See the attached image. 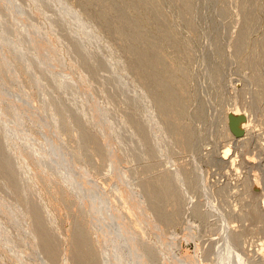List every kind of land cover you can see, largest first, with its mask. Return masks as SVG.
<instances>
[{
	"label": "bare ground",
	"instance_id": "bare-ground-1",
	"mask_svg": "<svg viewBox=\"0 0 264 264\" xmlns=\"http://www.w3.org/2000/svg\"><path fill=\"white\" fill-rule=\"evenodd\" d=\"M33 1L35 4L34 7L38 11H40L39 13H42V15H52V17L48 16V18H51L48 19L50 25L48 26V29H51L54 32L51 33H53L57 37V39L52 38V36L48 32L47 25H45L43 21H40V19H38V14L34 15V12H30L32 10V5L31 8H29V5H26L24 8L22 5H24L25 3H23L22 0H0V177H2L10 186L9 187L5 181L0 180V190H2L5 195L8 194L15 197L16 201L11 204H14L12 206L16 208L15 211H17V217H19V220L17 221H20L19 223L22 224L21 229H23L24 232L28 234V236L33 240L32 243H34L38 247V251L41 253L40 256L43 255L42 258L44 259V264H59L60 261L63 260L61 258H64L61 256L64 252V244L67 242H69V244H66L68 246V248H66V251L67 249L69 250L70 254L68 256H71L68 259L71 258V261H69L70 263L72 262V264H117L118 262L116 258V261L110 258L112 248L113 250L118 252L120 256L125 251L131 252V254H135L134 256L136 258L133 256L134 259L129 261H126L125 257L121 256L122 258L119 259L120 264H155L158 261V255V258L156 257L157 259L144 258V260H140V256H137H149L156 255L158 253H160L161 255L165 249L163 250V247L159 242H154L150 239H146L151 236L150 234L153 232V230H150V232L152 231L151 233H148V231H144L146 237L144 236L143 232L141 235V232L138 230L139 223L145 220V216H148V218L150 219H147L148 221H154L153 223L150 222V226H152V223L158 227L156 235L157 238H160L161 236H159V232L160 234H162V232H167L170 227H175L176 224L180 222V220H182V213L185 209L183 207L184 204L189 199L191 201V199L193 198L192 195L194 194V192H196L195 190L200 188L201 185L204 186L203 182L206 179L201 182L200 185V178L198 179V177H200L201 175L199 176L198 174V177H195L197 175L196 172V174H194L195 176H193L194 171L192 173V169L189 170L186 169L187 167L184 168L182 166L176 168L175 170H165L164 172L160 169V172L162 173H155L157 175H154L153 173V176H149V174L154 172L153 169H156L157 171L159 164H154L156 168H154L155 166H153V164L151 166H145L144 168L140 167L142 169L139 168L140 170L138 169V171L136 169L134 171L133 169V172L131 171L130 174L139 175L140 177V180L138 179L139 183L136 185V189H138L139 191L141 200H138L142 202V205L138 203L135 206L137 208H140L139 212L141 216H143L138 217L139 214H137L136 210L133 209L135 208V206L133 208L130 207L133 206L130 203L136 201L134 200V198L133 201L130 200L131 202H126V199L123 201V195L126 193L125 191L124 194L119 195L121 197H117L118 200L121 198V201L124 202L122 203L125 206H122V209H117L110 206L111 204L107 200L108 196L106 197L102 189H98L96 186H94L97 184L94 181H89L90 179L88 178L89 176L87 177V175H90L88 171L91 168L95 169V167L99 168V166L103 165H98L99 161L98 163L94 162L97 159L95 158V156L98 157L101 162L103 161L105 163L106 160L109 161V163L107 161L108 164L106 163V165H103V167L101 168L102 171L107 165L108 167H111L110 163H113L115 157L111 158L113 160H111L110 162L112 150L109 144L107 145L108 137L104 138V135H102V133L100 132L101 130L100 128H98V126L101 127V124L98 125L96 123L95 125H93L94 123H90V109L83 107L84 109L88 110L84 112L82 111V106L87 104V102L91 100L93 102V99L95 100V98H100V101H97L99 102L97 105L99 106L100 104L99 108L97 107V110H100V112L102 111L108 124L114 125L115 130L119 134L118 138L120 137L117 140H121L120 142L125 144L127 152L124 156H126V159L129 158L130 162H132L131 159L136 160L137 158H139V156L142 157V155L148 159H156L163 152H166L170 155L177 152H187L188 154V152L192 151L191 149L195 148V146L197 145L196 143H199L197 142L198 137L196 136V132L193 127L194 125L192 126V124L194 122L202 123L206 120V113H204L203 106L205 104H201V107H199V109L197 107H195L197 109H194V107H192L193 103L195 102V97L198 98V96L195 95L196 93H194L193 91L195 90L198 93L197 89L195 88L196 86H192L195 89H190V85L193 84L191 79L194 76H192L191 74L193 73L192 71L194 70V67L192 65V54L187 47L186 35L188 38L190 36H193L194 33H197L196 29L198 20L196 21L192 16L193 9H195V2L194 0H167V2L169 3L167 4L165 3V0H54L56 2L55 3L53 1L55 5L57 4V6L54 7L52 4V0ZM8 2L16 4V6L19 7V10L21 8L22 10L20 12L23 11L26 15V18H23L21 20L20 17L19 19H17L16 16H18L19 14L14 16L13 18L10 14L11 11L8 10V8H11L8 7ZM71 2H74L78 5L77 6L73 3L74 5H76V8L80 9L79 11L76 9L79 13L75 12V10V13L71 12L73 11V9H69V6L72 5ZM238 4L239 13H241V19L239 21L240 25L238 24L239 27H237V34L235 33L234 36H230L231 34L226 30L228 33L226 35L230 34L228 37L230 39L229 45L231 46L230 48H232V55L234 56L236 62L234 61V58L233 61L237 63L242 70L249 71V75L247 77V84H244L246 87L241 89L243 91L240 90V92H237L236 95H241L242 93H244L245 96V92L248 93V91L250 92L252 89L253 92L251 91V93H253V95L251 94L252 97L250 100H252V103L256 105L254 107V111H256L259 107H261L259 104L263 102L262 100H264V34H262L264 31L261 33L263 36L260 35V40H258L257 42H255V40V43L252 41L254 44L250 41V34H252L251 32H253V30L255 29V31H258V27H260V25H264V23H262L264 20H260V14L262 16L264 15V0L263 2H261V0H239ZM224 5L221 11L226 12V10L228 9L226 8V10H224ZM18 7H16V10ZM28 8L31 10L29 11ZM17 12L20 13L19 11ZM76 23L83 24V26L81 27L83 29L86 28L87 33H84L87 34V37L84 36L85 34H82V39H79V33L77 36V30L74 31ZM72 25H74V27ZM77 26L79 25L77 24ZM76 27L75 29H79L80 26L78 28ZM91 27L93 28L92 31L96 29L94 31L97 32L96 35L100 34V37H102V39L100 37L99 38L101 40H104L103 42H105V48H103L104 51L102 52L103 54L100 52L102 51V47H104V45H102V42V44H100L99 41H95L99 39H95V37H92L95 34H92L91 36L90 33H94L92 31H89ZM83 31L85 30H82V32ZM222 35L223 34L220 33L217 38H214V44L217 47H213L217 48V53H212L211 55L214 54V56L212 57L218 55L222 58V54H224L225 49L220 48L222 47L220 46V44L222 43L219 44ZM83 37H85L84 40ZM54 40L57 41L59 47H63V51L61 50V48H58L55 45ZM34 41H36L35 43H37L38 41V44H35V48L33 43ZM98 49L100 52L98 51ZM172 55H177L176 57L179 56V58H177L179 62L178 60H175L176 58L174 59V56L173 59L176 62L174 63V61H171ZM46 58H48V60H50L51 62L47 61ZM67 59L70 66L69 71L65 69V66H67V64L65 65V63H67ZM216 59L220 58L217 57ZM177 62L178 64H176ZM184 64H186V68H189L188 66H191V68H189V71L190 69L192 71H187L188 73L182 72L183 68L181 67ZM216 66L217 65L215 64V67ZM186 68L184 67V70ZM215 69L213 70L215 71ZM208 73L209 72H207V74ZM215 73L217 74V72ZM212 75L216 76L215 74ZM219 75L216 76L218 80H216L215 87L220 91L222 85L220 83L221 76L219 78ZM27 77L29 78L30 84L28 83ZM207 78H209L210 80V76ZM78 81L85 85L88 90H86L85 88L84 91H79L80 93H74V89L78 86H76L74 83L78 84ZM249 84L256 88L253 89L252 87L249 88V90ZM27 89H31L30 92H32V90L36 92L37 96H35L39 100L38 109H35L33 107L34 105H31L33 96H31L29 90ZM78 89L80 90V88ZM85 90L88 91V93H86ZM219 95L218 97L220 98ZM247 95L250 96V93ZM101 99L103 100V102ZM236 99L240 101V99ZM100 102L105 104L104 108H102L103 106H101ZM242 103L243 102H241V104ZM232 105L233 104H230L231 107H234V105ZM231 107L230 110L224 109L223 111V134H225V136L229 135L230 138L237 141L235 143L247 145V136L249 133H245V131L248 130V126L243 123V113L249 111H246L245 109L240 110L242 108L241 106L240 109L238 107V109H234L236 107ZM24 116L29 119L28 121L30 122V124H35V126L38 125L45 131V138H43V142H40V140H43L42 137L38 142L34 141V139L29 136L31 135L27 132V129L29 127H27V125L23 123L25 121H23ZM232 118L237 119V128L242 133L241 136H236L234 134L235 130L233 129V126H231L230 122ZM112 126L110 125V127ZM77 132L80 136L79 137L77 135L78 138L75 137ZM104 133L105 131L103 132V134ZM117 133L115 136H117ZM10 135H14L13 139L15 140L16 138V140L18 139L17 141L22 143L23 147L26 149V152H24V156L28 157L29 159L37 158L39 160V164L41 165L42 163V165L44 166L42 168V171H44L45 169V173L43 172L44 175L41 173L42 176H44H41V178H43L42 180H44L43 182L45 184H47L46 182L55 183L53 177L59 175V178L61 177L66 182L74 184H71V188L74 192H79L78 194H81V197L83 195V204L80 212L81 217L84 216L87 220V223L84 222L85 220H79L78 218V222L75 225L76 227L74 226L75 230L70 240L68 237L69 241L67 240V242H65L63 239H61V235L58 234L59 231L56 230L55 226L53 225L54 222L52 223V220L48 215L49 213H47L46 211V206H44L42 201L35 199L36 197L34 196H36L35 192L37 193V187L34 188L32 185L33 183L28 184L29 181H25L26 177L24 176V174H22L23 171L21 172L17 162L18 156L16 154V151H14L15 149L12 148L13 142L9 140L11 137ZM74 137L76 138V140ZM66 138L68 139V141ZM16 140L15 142H17ZM10 142L12 143L10 144ZM120 142L119 145L121 144ZM22 145H19L20 148L22 147ZM45 147H49V150L47 151ZM21 150L19 151L21 152ZM68 150L72 151L68 153ZM65 153H68L70 155L68 160H66L64 157ZM123 154H125V151L123 152ZM24 156L22 155L20 157L22 158ZM145 157L142 158L144 159ZM25 159H23V161ZM140 159L141 158L137 159L138 161H136L138 162V164L140 162ZM26 161L27 160H25L24 162ZM116 162L117 161H115L114 163ZM23 164L24 163L22 162V164L20 165ZM75 164L78 165V167L80 166L84 169H78ZM84 165L85 167H83ZM34 172L36 173V171ZM87 172L88 174H86ZM125 176L128 179V176ZM132 176L134 177V175ZM249 176L250 175H248V177L246 176L247 178L244 177L246 178V180L241 182V187L244 186V188L242 187V189L246 191L244 193V199H246L247 194L249 195L248 197H250L248 200L251 199V202L248 203L249 205H245L249 209L244 208L243 206V208L246 209V212H244V210L240 209V207L238 206V209H240V211L237 212H244L240 213V219H246L248 220V222H252V225L253 223L255 225H261V223L264 224V200L262 199L264 197V190H261L259 192L261 182L259 183V180H256L254 181V183L251 179V176ZM120 178L122 177L120 176L119 179ZM249 178L251 180H249ZM50 185H52V183ZM235 187L236 186H234L233 188ZM204 188L207 187L204 186ZM222 189L221 191L224 192V189ZM227 190H229V193L227 192ZM230 190L232 189L226 188L225 192H227L226 195H228L224 199H228L229 195H232V193H230ZM132 191L130 189V192ZM130 192L128 193V195H130ZM215 193L216 192H214V194ZM124 197H126V195H124ZM241 197H244L243 194ZM61 199L63 198L61 197ZM227 201L226 203L228 204ZM243 201H247V199ZM117 203H114V205ZM194 204L195 202L193 203V205ZM238 204L239 203H237V205ZM193 207L194 213L200 218V220H205L206 217L204 216V214H201L200 208L197 207V205ZM226 208L228 207L226 206ZM247 210L249 211L247 212ZM97 211L101 214L99 213V215ZM231 211L232 208L230 209V212ZM9 212L11 213V210ZM12 215L15 217L16 214ZM130 215L136 217L137 221H133L132 219L134 218H132ZM229 215L234 216L231 212V214H228L226 217H229ZM226 217L225 219H227ZM234 217L233 220L238 218V216H236L235 219ZM11 218L12 217H10V219ZM15 218L14 220H16ZM130 218L132 219L130 220ZM228 220L229 218L226 220L227 223H231L232 218L231 220ZM242 220L239 221V219H236V223L239 224ZM244 222L245 221H243V223ZM233 223H235V221H232V224ZM240 224L239 225L242 226V223ZM3 225L5 224H1V226ZM230 227L231 225L229 226V228ZM98 228H103V230H105V235L103 234L102 236L103 232L101 231V235L98 236L100 240L98 241V244L100 242L103 244V246L106 245L107 247H100L103 250L97 249L99 247H97L98 245L96 243V240L98 238L97 234H99L98 232L100 231ZM239 228L237 229L239 230ZM257 228L255 227V229ZM260 228L259 230L262 229ZM95 229L98 232H95ZM0 230H3L2 227L0 228ZM155 230L156 229H154V231ZM228 230L230 229L227 228L226 231ZM247 231L248 230L244 232L248 234ZM261 231H263V229ZM229 232L232 235V231L230 230ZM241 232H239V234ZM230 233L226 234L229 235ZM167 234L165 233V235ZM234 234L236 235V233ZM243 234H240L238 236H242ZM165 235L163 234V236ZM235 235H233L232 237L230 236V240L226 239L225 236L227 242L225 240L224 244L221 246L225 247L224 249L227 248L228 251L233 250L235 254L236 252H238L239 254L241 247L240 245L236 246L235 244L240 243V241L242 242V240L239 241V237ZM246 235L240 237V239L246 238ZM8 237L9 236L6 237L8 242L10 244L12 243L13 246L15 245V248L17 244L13 239H10L12 237ZM162 238L163 237H161V239ZM161 239H159V241ZM169 243L170 242H167L165 244L166 247L172 246V242L170 245ZM20 246L22 249L21 244ZM20 246L18 244L17 247H19V249L16 250L21 251ZM261 246L264 247V245L262 244ZM215 247L216 245L214 246V248ZM16 250L15 253H17ZM220 250L218 251V253L220 252ZM228 251L227 253H229ZM262 252H264V250ZM67 254L68 252L65 255L63 253L64 256H66ZM241 254L243 255L244 253L241 252L239 256H237L236 263H242L245 260L244 255L243 257H241ZM116 255L118 256L117 253ZM229 255L231 256V254ZM113 256H115L114 253L111 257ZM261 256H259L258 258H260ZM246 257L248 258V256ZM117 258H119V256ZM256 258L254 257V259ZM164 260L165 263L166 261L167 263H169L168 260ZM254 261L252 263H254ZM258 261H260L261 264V260L258 259ZM159 262H161L160 259ZM64 263L67 264L66 261H64ZM170 263L186 264L185 261L181 263V261L178 262V260H171Z\"/></svg>",
	"mask_w": 264,
	"mask_h": 264
},
{
	"label": "rangeland",
	"instance_id": "rangeland-1",
	"mask_svg": "<svg viewBox=\"0 0 264 264\" xmlns=\"http://www.w3.org/2000/svg\"><path fill=\"white\" fill-rule=\"evenodd\" d=\"M12 1H14V0H12ZM53 1L54 0H52V4H53L54 7H56L57 4L55 5L56 2L54 1L55 2L54 3ZM22 2L25 3L24 5H22L24 8H25L26 5L27 6L29 5V8H31V5H32V10L28 8L29 11L31 10L30 12H34L35 13V14L33 13L34 15H37V14L39 15L40 14L39 16L37 15V17H39L38 19H40V21H43L45 23V25H47V29H48V26H50L48 19H51V18H48V16L49 17L50 16L52 17V15L51 14H45V15L43 14L42 15V13H39L40 11H38L34 7L35 4H34V1L33 0H27V1L26 0H22ZM194 2H195V7H194L195 9H193L192 16L194 17V19L196 21L197 20L199 21V22L197 21V29H196V32L197 33H194L193 36H190L188 38H187V35H186V42H187V47L189 48V50H190V52L192 54V56H191L192 57V65L194 67V70L193 71L190 69V71L193 72V73L191 72L192 74L191 73L190 74L192 76H194L191 79V75H190V79H191V81L193 83V84L190 83V84H192V85H190V89L193 90V89L196 88L199 94L195 90H193V91H194V93H196L195 95H197L198 98H200V99H198V98L195 97V99H194L195 102L193 103L192 107H194V109H197V108L199 109V107H201V104H205L203 106H204V113H206V116H205L206 117V120L204 122H202V123H198V122L196 123L194 121H190V122H194L193 124L192 123L191 124H192V126L194 125L193 127H194V130L196 132V136L198 137L197 138L198 139L197 142H199V143H196L197 145L195 146V148L191 149L192 151L188 152V154H187V152L186 153L185 152L184 153L183 152L182 153L181 152H177L175 154H170L169 155L166 152H163L156 159H148V158H146L145 156L142 155V157H145V158L143 159L141 156H139V158H141L140 159V162L141 163L139 162V164H138V162H136V161H138L137 159H139V158H137L136 160L135 159L134 160L131 159L132 162H130V159L127 158V159H129V160H127L126 159V156H124V155H126V152H127L126 151L125 144L124 143H121L120 142L121 140H119V141L117 140L120 137L118 138V135L119 134L115 130L114 125L113 124H108L106 118L104 117L105 115L102 113V111L100 112V110H97L99 108V106H100V104H99V106L97 105L99 103L97 101L100 98L99 99L98 98L97 99L95 98V100H94L93 97H92L93 102L91 100V101L87 102V104L83 105L82 106V111H84V112L85 111H88V110L84 109L85 107L86 108H89L90 109L89 112H91L90 113L91 115H89V117L91 116L89 118L90 119V123L91 122L94 123L93 125H95L96 123L98 125L101 124V127L98 126V128H100L101 131L100 130H98V131H100L102 133V135H104V138L105 137L106 138L108 137L107 138V145L109 144V146L111 147V150H112L111 151L112 153H111V156H110V162H111V160H113L111 158H114V157L115 158L113 160V163H110L111 164V167L110 166L108 167V165L106 166L108 169L109 168L110 169L108 170L106 167H104V170L105 171L104 170L102 171L101 168L103 167L104 164L106 165V163H107L108 160H106L105 163L102 161L103 162L102 163L101 160H99V158L95 156V158H97V159L94 162L98 163V161H99L98 165H102V164L103 165L102 166H99V168L95 167L96 170L94 168H91L88 171L90 173V175L88 174V172L86 174H88L87 177L89 176L88 177L90 179L89 181H91V182L94 181L97 184V185H94V186H96L98 189L99 188L102 189L103 192L105 193L106 197L108 196L107 200L111 204L110 206H112L114 208H117V209H120V208L122 209V206H125V205H123V203H124L123 201L125 199L127 200L126 202H129L130 200L133 201V198H134V200L137 201V202L136 201L135 202L134 201L133 202L130 201L131 202L130 204L133 205V206H130L129 205L131 208H133L138 203L142 205V202L139 201V200H141V197L139 196V191H138V189H136V185L139 183L138 181L140 180V177H139V175L132 174V175H134V177H133L130 174L131 171L133 172V169H134V171H135V169L138 171V169L140 167H143L144 168L145 166H151L152 164H153V166H155L156 164H159L158 165V170L156 171V169L155 170L153 169L154 172H152L151 174H149V176H153V173H154V175H157L158 173H162V172H160V169H161V171L163 170V172H164L165 170H172V169L175 170L176 168H179L180 166H182L184 168L187 167L186 169H189V170L192 169L191 170L192 173L194 171L193 176H195L194 174L197 173V175L195 177H198V174H199V176L201 175L200 177H198V179L200 178L199 179L200 180V185H201V182H203L206 179L203 183H204V186L207 187V188H204V186L201 185L200 188H198L197 190H195L196 192H194V194L192 195V197L194 199L191 197L192 198L191 201H193V202H191L190 199H189L187 201L188 203L187 202L185 203L186 206L184 204L183 207L185 209L183 210V213H182L183 216L181 215L182 216L181 217L182 220H180V222H178L175 227H170L167 232H164V233L162 232V234H160V232H159V236L163 237L162 239H161V237L160 238H157L156 233H157L158 227L155 226V224H152L154 222L153 220L148 221V220H150L148 218V216H145L144 217L145 220L148 219L147 221L144 220L143 222L139 223V229L138 230L141 232V235H142V232H143L144 233V236L146 237L145 232L148 231V233H149L150 230H153V232L151 231L152 233L150 232L151 233L150 234L151 236L149 238H146V239H150L151 241H154V242L155 241L159 242L161 244V246L163 247V250L165 249L163 251L164 253L162 252L161 255H160V253H158L156 255H149V256L148 255H144L145 257L143 255H138L137 257L140 256L139 257L140 260H144V258H149V259L156 258L157 255H158L159 258L158 257H157L158 259L156 258L158 261L155 264H159V263L162 264L163 262L165 263V260L164 259L168 260V262H169V263H167V261H166L165 264H171L170 263L171 260L172 261L178 260V262L181 261V263L185 261L186 264H191V263L192 264H248V262H249V264H256V262H257V264H260V261H258V259L261 260V264H264V260H263V258H264L263 257L264 256V252H262L264 250V247L261 246V244L264 245V238H263L264 237V233H263V231H264V224L261 223L262 226L259 225V224H257L258 225L257 226V225H255L253 223V225H254L253 226L252 225V222H250V221L248 222V220H246V219L244 220L243 218L240 219V217H241V214L240 213H242L243 211H241L240 213H238L240 211V209H242V210H244V212H246V209H244V208H247V209H249V208L247 206H245V205L246 204L249 205L248 203L251 202L250 201L251 199L248 200L250 198V197H248L249 196L248 194L246 196V199H247L248 202L247 201H243V200H246V199H244L245 198L244 193L246 191L244 189H242V187L244 188V186L241 187V185H242L241 182L244 181V180H246V178L248 177V175L251 176V179L253 180V182L256 181V180H259L258 181L259 183L261 182L260 183L261 184L260 185L261 187L259 188V192L261 190L262 191L264 190V112H263L264 111V100H262L263 102H261L259 104L261 107H259L256 111H254V107L256 105H254L252 103L253 101L250 100L251 97H252V95H253V93H251L252 89H251L250 92L248 91V93L245 92L246 93L245 96H244V93H242L243 96H242V94L240 95L239 93L238 94L240 96L239 95H236L237 92H240L241 89H243L244 87H246L244 84H247V82H248V78L247 77L249 75V71L242 70L239 67V65L237 63H235L236 62L235 61V58L232 55L233 54L232 53V48H230L231 46L229 45L230 44V39L228 38L230 34H231L230 36H234L235 33L237 34V32H236L238 30L237 27H239V25H240L239 21L241 19L240 18L241 17L240 16L241 13H239V4H238L239 0H194ZM261 2H263V0H261ZM73 3L74 2H71L72 5L70 4L73 7L69 6L70 7L69 9H73V11H71V10L70 11L72 13L78 12L80 9L79 8H76V5H77L76 3H74L76 5H74ZM165 3L169 4L167 2V0H165ZM224 3H225V5H224ZM7 5H8V7H11L12 8V9L11 8H8V10L11 11L10 14L12 15L13 18H14V16H16L18 14L19 15L16 16L17 19H19L20 17H21L20 18L21 20L23 18L24 19L26 18V15L24 14V12L23 11L20 12L22 9L20 8V10H19V7L16 6V4H13V3H9L8 2ZM223 5H224V8H225L224 10H226V8L228 9V10H226V12L221 11V9L223 8ZM13 6H15V7H13ZM16 7H18L17 10H16ZM26 9H27V7H26ZM74 10H75V12H74ZM17 11H19L20 13H18ZM12 13H15V14H12ZM40 16H41V18H40ZM260 16L263 17L264 15L262 16L260 14ZM261 17H260V20L261 19L264 20V17L263 18H261ZM262 21H260V22H262ZM262 23H264V21ZM77 24L80 27L77 26ZM72 26L74 27V25H72ZM81 26H83L82 23H76L75 24V27L76 28L79 27V29H81L82 28ZM75 27H74V31L77 30L76 31L77 36H78V33H79V37H80L79 39H82L81 38L82 34H85L84 36L87 37V34H86L87 33V30H86V28L85 29L82 28L81 30H79V29H75ZM231 27H232V29H231ZM49 28H51V27H49ZM258 28H259L258 31H255L256 30L255 29V30H253V32H251L252 34L254 33L255 35L253 34V36H252V34H250L251 35V37H250L251 38L250 39L251 43H253L255 40H256L255 42H257L258 40H260L261 39L260 35L264 34V32H263L264 31V29H263L264 28V25H260V27H258ZM92 29L93 28L91 27V29H89V31L91 32ZM49 30H51V29H48V32L52 36V38L57 39V37L53 34L54 32L52 30L51 31H49ZM78 30H79V32H78ZM82 30H85V31L82 32ZM226 30L228 31V33H230L229 35H226V34H228ZM94 31H92V32H94ZM51 32H53V33H51ZM84 32H86V33H84ZM218 32H220V33L223 34L221 36L220 42H219V44L222 43V44H220V46H222L220 48L225 49L224 50V54H222V58L220 56H218V55L217 56L215 55V57H212V56H214V54L211 55L212 53L216 52V50H217V48H215L217 46L214 44V41H215L214 38H217L218 37V35L220 34ZM96 33L97 32L90 33V34H91V36H92V34L93 35L95 34L92 37H95V39H98L100 37V34L99 35L97 34L98 35V37H97ZM224 35L227 36V37H225ZM100 38L102 39V37H100ZM84 39H85V37H83V40ZM99 39L98 40H95V41H99L100 44L103 43L102 45H104V43H105V42H103L104 40H101V39L99 40ZM35 42L36 41L33 42L34 43V48H35V44H38V41H37V43H35ZM54 42H55V45L58 48H61V50L63 49V47H59L57 41L54 40ZM213 46H215V47H213ZM103 48H105V45H104V47H102V51L101 52L99 51V49H98V51L100 53H102L104 51ZM100 50H101V48H100ZM62 51H60V52H62ZM173 56H174V59L176 58L175 60H178L177 58H179V56L176 57L177 55L176 56L175 55H172L171 61H174V63H175L176 61L173 59ZM217 57L220 58L221 60L220 59H216ZM233 58H234V61L235 62L233 61ZM49 59H51V58H49ZM211 59H212V61H211ZM46 60L47 61H50V60H48V58H46ZM216 60H218V61H216ZM66 62L67 63H65V65L67 64V66H65V69H67L69 71L70 70V66L68 64L69 63L68 62V59H67ZM178 62H179V60H178ZM178 62L176 64H178ZM215 64L218 67L217 66L215 67ZM235 64H237V65H235ZM183 66L186 68V64L182 65V67H181V68H183V71L182 72H186V73L190 72L189 71V68H191V66H188L187 65L189 68H186L185 69L186 71L184 70V67ZM237 66H238V68H237ZM215 68H217V69H215ZM213 69H215V71ZM244 69H246V68H244ZM207 72H209L210 74L209 73L207 74ZM215 72H217V74ZM218 72H219L220 75L218 74ZM211 73L212 74H215L216 76L219 75V78L221 76L220 83H221L222 86L220 88V91L217 90L216 87H215L216 80H218V78H216V76L212 75ZM209 76H210V80H209V78H207ZM263 76H264V71H263ZM27 80H28V83H29V78L28 77H27ZM77 83L78 84L74 83L76 86L78 85L77 88L74 89V91H75L74 93H76V94L79 91H84V89L86 88V86L83 85L82 83H80L79 81ZM81 85H82V87H81ZM192 86H194V87L196 86V87L194 88ZM212 86H214V87H212ZM248 86H249L248 89L253 87L250 84ZM78 88H80V90ZM255 88L256 87H253V89H255ZM76 89H78V90H76ZM27 90H29V92L31 91V89H27ZM86 90H88V88H86ZM241 91H243V90H241ZM215 92L217 94L218 93L219 94L220 93L223 94V95H221V94L219 95L218 94L220 96V98H223V99H220ZM86 93H88V91H86ZM249 93H250V96L247 95ZM30 94H31V96H33V99L31 101V105L32 106L34 105L33 107L35 109H38V107H39V100L36 97L37 96L36 92L32 90V92H30ZM236 98L240 99V101L237 100ZM245 100L246 101L248 100L247 101L248 103ZM102 102H103V100H102ZM102 102H100V103H101V106H103L102 108H104V105L105 104H103ZM241 102H243V103L241 104ZM230 104H233L234 107H236V108L231 107ZM243 104H246V105H243ZM35 105H36V107H35ZM195 107H197V108H195ZM230 107L231 108H234V109H238V108L240 109L241 108L240 110H242V109L244 110L245 109L246 111H249V112H244L243 113L244 114V117H243L244 122L243 123L248 126V128H247L248 130H246L245 133L246 134L249 133L248 136H247V138H248L247 145H243V144L241 145L240 143H235L237 141H235L232 138H230L229 135L225 136V134H223V129H222L223 128V123H222L223 122V111H224V109L230 110ZM205 110H206V112H205ZM102 119H103V121H102ZM104 119H105V121H104ZM28 120L29 119L24 116V118H23V121L24 122L23 123H25V125H27V127H29L27 129L28 130L27 132L29 134H31L29 136H31V138L34 139V141H38V142L41 139V137H42V139L45 138V131L40 126H38V125L35 126V124H33V125L30 124V122ZM195 123H196V125H195ZM110 125L111 126L113 125V126L110 127ZM113 129L116 132H114ZM108 130H110V131H108ZM102 131L103 132L105 131V133L107 135L105 133L103 134ZM116 133H117V136H115ZM245 133H244V135H245ZM77 135L79 136L78 132L75 135V137L78 138ZM123 135H122V137H123ZM10 136L11 137H10L9 140L13 142V143L10 142V144L12 143V148L15 149L14 151H16V154L18 156L17 157V162H18V165L20 167L21 172L23 171L22 174H24V176L26 177L25 181H27V182L29 181L28 184H32L33 183L32 184L33 187L34 188L37 187L39 189L38 190L36 188V191H37V193L35 192V195L36 196H34V195L33 196L36 197L35 198L36 200L38 199L39 201H42V203L44 204V206H46L45 207L46 208V211H47V213H49L48 215L50 216V218L52 220V223L54 222L53 225L55 226L56 230L59 231L58 234L61 235L60 236V237H62L61 239H63L65 242H67L68 237H69V240H70V238L73 235V232L75 230L74 226L78 222V218H79V220L80 219L83 220V221L85 220L84 222L87 223L86 218L84 216L81 217V212H80V209L82 208V204H83V195L81 197V194L80 195L78 194L79 192H77V193H76V191L74 192L73 189L71 188V186L74 185V184H72L70 182H66L61 177L59 178L58 177L59 175L53 177L54 180H55V183L54 182H51L52 185H50L51 184L50 182H46L47 184H45L43 182L44 180H42L43 178H41L42 174L44 175V173H45V169H44V171H42L43 170L42 168L44 167L42 165V163L40 165L39 164V160L37 158H34V159L33 158L32 159L30 158L29 159L28 157L24 156L25 155L24 152H26V149L23 147L22 143H20L19 141H17L18 139L16 140V138H15L16 136H15L14 138L18 142V144H17V142H15V140L13 139V136L14 135H10ZM228 136H229V138H228ZM11 138H12V140H11ZM75 140H76V138H75ZM43 141H44V139L43 140H40V142H43ZM67 141H68V139H67ZM119 142L121 144H123V145H121V144L119 145ZM128 142H130V141H128ZM131 143H133V142H131ZM13 144H14V146H13ZM15 145H18V146H15ZM19 145L20 146L22 145V147L20 148ZM131 145H129V146H131ZM112 147H114V148H112ZM45 148H46L47 151L49 150V147H45ZM19 150H21V152ZM18 151L20 153H22V154H20ZM70 151H72V150H68V153ZM124 151H125V154H123ZM68 153H65L64 154V157H65L66 160H68L69 159V156H70ZM113 153H114L115 156L113 155ZM181 154H183V155H181ZM22 155L24 156V157H22L23 159L26 158L25 160H27L26 161L27 163L24 162L25 160L23 161V159L20 157ZM112 155H113V157H112ZM30 157H31V155H30ZM116 159H119V160H116ZM223 160H225V161H223ZM115 161H117L116 162L117 165H116V163H114ZM172 161H173V163H172ZM22 162L24 164L23 165H20V164H22ZM108 163H109V161H108ZM113 164H115V165H113ZM31 166H33V167H31ZM75 166L78 169L79 168H82L80 166L78 167V165H76V164H75ZM120 166H121V168H120ZM83 167H85V165ZM159 167H162V168H159ZM154 168H156V166ZM168 168H170V169H168ZM83 169L84 168H82V170ZM140 169H142V168H140ZM236 169H238V170H236ZM34 171H36V173ZM238 171H239V173H238ZM82 172H84V171H82ZM155 173H157V174H155ZM125 175L128 176V179H127V177ZM27 176H29V177H27ZM120 176L122 177V178H120L121 180L119 179ZM34 177L36 179V182H35ZM42 177H44V176H42ZM110 177H111V179H110ZM201 177H202V179H201ZM244 177H246V178H244ZM251 179L249 178V180H251ZM0 180L5 181L2 177H0ZM126 181H127V183H126ZM34 182H35V184H34ZM95 183H93V184H95ZM124 183L127 184V185H129V186L125 185ZM131 183H133V184H131ZM7 185H8V183H7ZM234 186H236V187L233 188ZM225 187L227 189H232V190H230L231 191L230 193H232L233 196L230 194L229 197H228V199H224L228 195V194L226 195V193L227 192L229 193V190H227V192H225L226 191V188ZM132 188H133V191H132ZM222 188L224 189V192L221 191ZM57 189H59V190H57ZM130 189H131V191L133 193L130 192ZM234 189H235V191H234ZM238 189H239V191H238ZM126 190H129V191H126ZM207 191H208V193L211 196L207 193ZM129 192H130V195H128ZM214 192H216V193L214 194ZM2 193H4V192H2V190H0V223L1 224L4 223L5 225L1 226V224H0V228L2 227V229H3V230H0V264H38V263L39 264H44L45 262H44V259L42 258L43 255L40 256L41 253L38 251V247L34 243H32L33 240L28 236V234L26 232H24L23 229H21V227H22L21 225L22 224L19 223L20 221H17V220H19V217H17L18 216L17 215V211H15L16 208L14 206H12L14 204H11V203H14V201H16L15 197L13 195H8V194L5 195V193L4 194H2ZM56 193H57V195H56ZM122 194L126 195L127 198L124 197V195H123V201H121V198L118 200L117 197H121L119 195H122ZM223 194L226 195V196H224ZM239 194L241 196L243 194L244 197H241ZM59 196H60V199H61V197L63 199L60 200L59 199ZM132 196H134V197H132ZM230 198H232L233 200L230 199ZM262 199L264 200V197ZM240 200H241V202H240ZM226 201L228 202V204L226 203ZM194 202H195V204L193 205ZM243 202H245V203H243ZM114 203H117L118 205L117 204L114 205ZM230 203L231 204L233 203L234 206H233V204L231 205ZM237 203H239V204L237 205ZM240 203H242V204H240ZM196 205H197V207L200 208L201 214L202 215L204 214V216L206 217L205 220L204 219H201L200 220V218L194 213V210H193L194 207L193 206H196ZM226 206L228 208H226ZM238 206L240 207V209H238L239 208ZM243 206H244V208H243ZM229 208L230 209L232 208V211H231L232 212V215L235 216V214L237 213L236 216H238V218H236V219H239V221L243 219L240 222V223H242V226H240L241 225L240 223H239L240 225L238 223H236V219H235L236 216L234 217V216L229 215V217H226L228 214H231ZM9 209L11 210V213L12 214H14V215L16 214L15 217H17V218H15L9 212L10 211ZM133 209H135L136 212H137V214H139L138 217L141 216V214L139 212L140 211V208L139 207L137 208L135 206V208H133ZM184 211H186V212H184ZM248 211L249 210H247V212ZM99 213L100 212H98V214ZM130 216L132 218H134V219L130 218V220L132 219L133 221H137L136 220L137 219L136 217H134L133 215H130ZM10 217H12L13 219L12 218L10 219ZM127 217H128V214H127ZM207 217H208V219H207ZM225 217L227 219L229 218V220H231V218H232L231 223L230 222L227 223V221H226L227 219H225ZM233 217H234L235 220H233ZM14 218L16 220H14ZM14 221H16V222H14ZM232 221H235V223L232 224ZM243 221H245V222L243 223ZM150 222H152L151 223L152 226H150ZM186 222H187V224H186ZM224 223H225V225H224ZM19 224H20V226H19ZM229 224L231 225L230 228H229V226H230ZM153 225L155 226V228H154ZM259 226L263 229V231H261L262 229ZM235 227H236V230H235ZM239 227L240 228L243 227L242 228L243 230L240 229ZM255 227L256 228L258 227L257 229L259 230V228H260L261 230H259V232H258V230L255 229ZM103 228H101V229L98 228L100 230L99 232L96 231V229H95V232H98L99 233V234H97V237L101 235L100 234L101 231L103 232L102 233V236H103V234L105 235V230H103ZM153 228L156 229V230L154 231ZM225 228H226V230H227V228L230 229L232 231V235L229 232L230 230L226 231ZM237 228H239V230ZM244 228H245V230H244ZM246 230H248L247 231L248 234L246 232H244ZM1 231H3V232H1ZM225 232L227 234L228 233H230V234L227 235ZM239 232H241L240 234H243V235L242 236H238V235H240ZM165 233L166 234L169 233V234L165 235ZM234 233H236V235ZM70 234H71V236H70ZM163 234L165 236H163ZM233 235L238 236L239 237V239H238L239 241L242 240V242L240 241V243H238V244L236 243L235 244L236 246L237 245H240V247H241L239 254L241 252L244 253L243 255H244L245 260L242 263H238V262L236 263L237 256H239L238 252H236V254H235L233 250H229L228 251L227 248L224 249L225 247H222L221 246V245L224 244V241L226 239H229L230 240ZM245 235H246V238L240 239V237H243ZM7 236L12 237L10 239H13L15 241V243L17 244L15 248H14L15 245L13 246L12 243L10 244L8 242V240L6 238ZM225 236H226V239H225ZM228 236H229V238H228ZM220 238H223V239H220ZM136 239H138V238H136ZM159 239H161V240H165L166 239L165 240L166 242L165 241H161V240L159 241ZM244 239H246V240H244ZM6 240H7L8 243L6 242ZM98 241H100L99 240V237L96 240V243L98 245L97 247H99L97 249H101L100 247H103L104 248V246H105V248H107L106 245L103 246V244L100 243V242L98 244ZM161 242H164V243H161ZM167 242H170L169 245L172 242V246H167L166 247L165 244ZM226 242H227V240H226ZM67 243L69 244V242H67ZM67 243L64 244L65 246H64V252L63 253L65 255L68 252V254L66 256H64L63 253H62V256L61 257H64V258H61L63 260H61L59 264H61V263L63 264L64 261H66L67 264L68 263L69 264H72V262L70 263L71 258L68 259L71 256V255L68 256L70 254L69 253V250L67 249V251H66V248H68V246L66 245ZM215 243H217V244H215ZM18 244H19V246H20V244L22 245V249H21V246H20V250L22 252L19 251V250H16V249H19V247H17ZM163 245H165V246H163ZM215 245H216V247L214 248ZM211 246L215 250H213ZM220 247H221V250H220ZM111 248H112V246H111ZM15 250L17 251V253H15ZM101 250H103V249H101ZM219 250H220V252L218 253ZM226 250L229 253H227ZM247 251H248V254H247ZM115 252L116 251L113 250V248H112L111 254L110 253L109 254L112 256L113 253H114L115 256H113V257H111L110 255L109 256L114 261H116L115 260V258H116L117 259V262H118L117 264H120V260L119 259L122 258L121 256L125 257L126 261L133 260L134 257H135L134 256L135 255L134 253L131 254V252L125 251L124 253H122L121 256L119 255L118 252H116L118 254V256H119V258H117L118 256L116 255ZM229 254H231V256ZM258 254H259V256H261V255L262 256L260 258H258L259 257ZM17 255H19V256H17ZM243 255L241 254L240 256L243 257ZM245 255L248 256V258ZM254 257L255 258L256 257L258 258V259L256 258L257 261H256V259H254ZM159 259L161 260V262H159ZM162 260H163V262H162ZM253 261H254V263H252ZM26 262H28V263H26Z\"/></svg>",
	"mask_w": 264,
	"mask_h": 264
},
{
	"label": "water",
	"instance_id": "water-1",
	"mask_svg": "<svg viewBox=\"0 0 264 264\" xmlns=\"http://www.w3.org/2000/svg\"><path fill=\"white\" fill-rule=\"evenodd\" d=\"M230 122H231V126H233V129L235 130L234 134L236 136H241L242 133L237 128V119L236 118H232Z\"/></svg>",
	"mask_w": 264,
	"mask_h": 264
}]
</instances>
